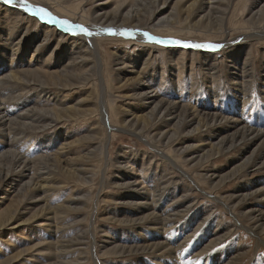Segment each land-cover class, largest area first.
I'll return each mask as SVG.
<instances>
[{
	"label": "rangeland",
	"instance_id": "1",
	"mask_svg": "<svg viewBox=\"0 0 264 264\" xmlns=\"http://www.w3.org/2000/svg\"><path fill=\"white\" fill-rule=\"evenodd\" d=\"M29 1L32 3L35 1L34 4L36 5L41 4L38 3L39 0ZM44 1L50 2L56 9L70 11L69 14L73 16L76 15V17L80 16V12L82 11L83 17L79 22L84 25L89 24L93 19L95 8H102L101 11L107 13L108 16L124 15L123 22L128 27L133 23H137L138 25L150 24V11L156 4L161 5V2L166 1L167 4L165 9L162 12H155L151 20L152 22H157L159 15L172 11L173 14L169 15L167 18L172 19L174 16V21L172 22L168 19L164 24L171 25V31L174 32V34H169L165 26L158 27L159 29L149 28V33L152 36L155 35L154 37L178 39L181 40L182 43L180 42L178 46H170L166 43L154 44L150 41L147 42L146 40L136 39L134 36L119 35L115 32H107L108 34L102 33L104 35L97 34L99 60L100 63L102 62V86L104 87L105 93L108 94L104 100H106V123L109 122L112 126L110 132L107 130L106 126L101 124V126L97 128V132L93 133L95 130L92 127L98 123L99 120L97 101L99 99L101 87V84L93 78V80L91 79V81H88L86 84H80L70 89H58L61 87L49 88V92H56L57 90L63 92V99L58 102H53V106H56L55 110L61 108V111H63L62 113L66 115H61V111L58 112L53 110L54 114L63 117L59 118L55 116L56 118L44 127L39 126L34 129L33 126H27L22 132L16 134V136H19L18 142L17 140H13V134H15L13 132H11L8 137L0 135V152L7 148L14 149L18 154H22L25 160L34 161L33 167L29 164L31 170L23 177V181L35 174L38 171L39 165L50 169L52 173V178L50 182H48L49 186L28 190L23 199L17 200L18 195L14 194V189L11 190V180L9 178L5 179L3 175L4 173H12L14 169V166L12 167V159L9 157L0 159V211L6 208L14 211L12 221L5 226L1 225L5 223V217L8 212H6L4 216H0V221L3 219V222L0 224V264H44L47 261L45 253L48 251V248L52 246H55V250L60 249L56 255L63 254L56 256L59 260L58 264H95L93 251L95 250V254L97 253V255H99L103 240L112 238H116V245L122 246L123 252H113L114 249H112L108 255L99 257L98 261H101L102 264H133V261L138 259L141 260L142 258L147 260L148 264H160L158 262L160 256L154 254L161 250L158 252L154 250L150 251L151 248L146 244L161 239L164 231L154 226L152 215L148 213L152 210L153 213L156 214L162 213V208L168 203H171V200L176 198V196H181V194L184 193L182 189L183 186L188 189L190 188L189 195L186 196L185 200H177L174 207H177L182 202L184 204L191 202V213H188L190 216L187 215L178 218V224H175V227L178 225L176 228L172 226L170 229L171 223H168L169 229L168 231L166 230V232L172 237L175 244L180 241L185 234L191 232L185 245L182 244L177 247L172 257L169 258L171 261L170 264H192L193 262V264H199L200 262V264H204V259L206 258L205 254L210 255L209 260L207 258L205 264H217L215 261L216 259L218 260L219 256L221 259L223 258L221 260L223 263L227 260L224 258H228L231 251V253L234 252L238 243H240V246L245 247V252L248 255V258L245 259V264H264V243H257L256 236L243 226L246 221L245 218L241 216V212L244 209L242 204L237 203L235 209L232 210V212L236 214V217H234V214L222 203L214 201L206 193L203 194L191 181H196L199 187L207 193L225 194L231 192L234 188H236L238 192L244 191L243 193H245L255 186L250 184V179L260 173H256L249 177V173L244 171L235 178L219 185L217 188L218 190L211 189L201 176V172L205 169L204 165L206 168H213L216 172L230 170L233 164L238 163L243 158H238L237 151L231 149L220 154L218 157L209 158L207 161L203 162V168H199L191 162H185L183 169L191 176V180L183 176L174 167L169 168L167 178L163 177L162 179V175H160L163 173L162 170H160L162 168L161 164L163 165L166 160L163 158V161L160 157L161 155L157 154L147 143L149 141L148 139L141 138L139 135L125 131L120 125L124 109L128 111L132 109L136 110L134 108H136V105L139 103V99L133 97V93H137L135 90L137 88L131 81V78L135 75V73L131 72L133 69L143 72L145 76L144 81L146 83H153L154 86H157L156 89L159 95H157L156 98L157 100H162L159 105L168 103L170 107L173 103L176 105V112L183 110L181 108L194 105L195 110L202 113L201 116L211 111H218L221 113V116H226L231 114L228 113V108H239L241 106V100H238L240 103L237 101H233V103L232 95L241 93V87L232 91L231 95L229 83L223 76V73L218 75L216 79L210 78V69L202 63L205 58H203L202 54H208L210 61L215 60L220 67H224L225 64L229 63V59L233 60L232 55L227 51V46L220 48L204 47L193 49V47H184L183 45L186 43L192 44L193 42L203 44V41H212L209 38L219 39L224 37L239 40L241 38H238V36L251 32L257 27H264V9L258 17L254 19L250 17L253 9H255L252 4L259 3L260 5L264 3V0H219V5H222L221 8H224V22L221 25L218 20L214 19L212 22L213 24L210 25L214 26L215 30L213 32L205 28L204 24L207 20L195 25L192 24L193 18L188 17V20L184 21L180 11L178 13L177 10L180 9V7L189 2H194L195 0H107L106 2H103V0ZM143 1L144 5L142 4ZM145 1L147 3H145ZM259 5H256V7ZM4 8V5L0 3V26L8 25L6 30L13 27V32H17V35L7 40L3 32H0V56H4L3 59L6 64L10 61L12 70H20V68L35 69L39 67V61L43 62L45 54H48L50 50H54L55 52H53L59 55L60 58L51 57V61L46 62L47 66L43 67L49 70L59 69L61 65L66 62V59L71 56L68 54L67 57H65V54L61 55L60 52L66 49L67 46L72 48L73 41L77 43L80 42V40L76 39V37L78 38L77 35H72L66 31L61 32L60 28H63L60 27L58 29V23H49L47 19L40 21V19H38L39 17L33 13H20L18 16L19 20L13 25L9 20L12 19L14 14L10 13L11 15H4ZM51 10L58 14L55 10ZM27 16L30 19L28 22L26 21ZM133 18H136L137 21H134ZM4 20L8 22L4 24ZM208 20L211 21L212 19ZM44 25L49 26L51 29L48 35L44 33ZM0 29H2V27H0ZM34 33L37 34L38 37L33 41L26 42L27 46L24 45V42L19 44L15 41L20 35H22L23 39ZM42 39L47 40L45 43H42L44 51L41 53L40 59H38L37 56L32 57L31 53L35 49V44L42 41ZM82 39L83 38H81V40ZM83 42L88 43L87 41ZM149 45L154 47L156 45V48L150 49ZM13 46H15L14 50H12ZM17 46L22 47L17 48ZM244 46H246L245 52L249 51L247 58L250 59V66L253 67V73L257 77L251 82L252 97H247L249 98L248 101H245L242 105L245 108L247 106V111L254 110L262 113L264 110V99H258V94L255 90L258 89L259 84H261L264 79V76L261 75L262 72H264V70L262 71V63L264 62V35H256L253 40L247 42ZM170 48H176V50L170 54V52L168 53ZM40 51L41 50L34 53ZM23 52H25L23 60L18 61L17 58L19 54ZM177 56L180 58H177ZM240 59L241 61L244 59L242 55H240ZM121 65H123V67H121ZM125 69L128 71H125L126 74H122ZM5 72V69L0 70V76ZM43 76L44 80L48 82L58 80V78H55L52 74H44ZM24 78L27 79L25 74ZM61 83L64 82L61 81ZM27 84H30V82ZM27 84L19 83L17 85H19L18 87H25ZM29 86V88H26L18 95H15L18 93V91L15 90H1L0 97L2 98H0V100H2V102L4 101L5 110L11 118H17L16 120L20 122L26 120L25 122L32 123V121H34L37 125H39V123L43 125V123H45L44 120L37 118L33 119L32 115H30V117L27 116L28 118H20L16 114L33 104L30 98H33V96L35 97V91L38 90H36L37 88L35 86L32 87V84ZM57 86L60 85L58 84ZM151 87L153 86L151 85ZM217 88H219L218 92L221 93L220 97L214 95L210 91L211 89ZM196 90L200 93L198 97L192 95ZM6 96L10 97L8 98ZM4 97H6V100ZM80 98L83 99L78 102ZM27 99L28 103H26ZM41 99L42 101L35 102L34 107L39 106L37 109L43 110L52 106V102H50L49 99H45L43 96ZM10 103L11 105L7 106ZM66 105H70V109L63 110ZM9 107L12 108L9 109L11 112L8 110ZM150 109L151 106H149L146 111ZM161 109L163 108H157V110L154 111L155 116L161 114ZM175 119L176 118L171 122H174ZM167 122L168 121H165L164 124ZM17 124L19 123L14 122L11 123V126L17 127ZM18 127L21 128V126ZM186 128L187 126L180 127L181 130L183 129L180 134H182ZM160 129H163V127L152 128L148 126L145 133L150 131L155 134V132H158ZM196 136V134L188 137L179 135L175 140L173 139L168 145L164 146L163 151L171 153L173 149L178 150L183 148V145H185L184 142L196 141ZM8 139H12V147H9L7 143ZM3 140H6V142L2 143ZM163 141H165V139H163ZM62 142L68 143L63 144V147L59 149ZM93 146H96L97 149H95L93 157L86 162L84 157L81 156L84 155L85 151L93 148ZM246 149H248V151L246 150L247 152H245L244 156L250 153L251 149H254V145L248 146ZM54 151L57 152L56 160L49 158ZM182 154L184 157H189L191 155L187 151L182 152ZM116 159H118L119 165L121 161L125 160L129 164V167L127 166L125 169L116 166ZM179 163L183 162H180L179 159ZM85 164H87L86 167L91 169L89 171L90 174L87 173V176H89L87 180L80 181L74 178L71 172L67 173L66 171L70 166L81 167ZM260 171L264 173V167ZM129 172H132V174ZM123 174L125 179H138L140 182L144 180V186L149 188L150 198L153 195L155 196V193L151 192H154V187L158 184L156 179L159 181V177H161L160 183H162L161 180L164 182L167 181L165 185L173 182L172 179L177 180V182L174 181V185L172 183L170 184L172 186L169 185L171 189L167 190L168 194L162 196L159 203L151 208V210L138 211L136 210V205L127 200L130 199L129 195L123 194L128 190H124L115 185V180L121 179L119 176ZM121 183H125V181ZM261 183L263 184L264 181L256 185ZM9 184L10 186H8ZM240 185L242 186L238 187ZM36 196H39V199H36ZM78 197H82V200L75 201ZM230 200H232V197H228V201ZM251 200L252 198H247L245 202ZM149 201L150 199H148V202ZM69 202H77V206L81 207V211L75 212L66 208L64 205H69ZM45 205H49L53 208L54 212H52V215L55 216L54 219L59 226L57 231L51 234L39 226L40 221L45 218L43 215L45 209H41ZM93 211L94 215L91 217V212ZM31 214H34V216H31ZM163 215H165V213H163ZM204 215L206 217L199 225V229H197L198 232L195 229L193 230V227ZM26 219L30 222L26 223ZM217 220H220L224 224L221 225L223 231H227V227H232L233 224L236 225L231 230V234H227L228 238L226 240L213 246L212 249H209L210 251L197 252L196 249L199 248L198 243H200L197 239H199L200 236L202 237L204 232L214 229ZM21 221L22 224H20V227L17 229L10 228L11 224ZM91 221L94 224V233L92 232L93 238L99 248H93L91 250L87 242L82 244H71L66 248H62V246H60V248L59 244H51V241L70 239L81 234ZM167 225L165 227H167ZM181 225L184 226V228L181 229ZM104 232L110 235H105ZM87 234L91 239V233L88 232ZM259 236L264 240V234ZM133 237L135 239H133ZM176 238H178V240ZM35 244H37V248H35ZM68 247L72 249H67ZM17 250H22V252L19 256H14ZM172 250L173 249H170L165 252L166 258V253H171ZM213 250H215L214 253ZM195 251L196 254L194 253ZM193 253L196 257H194L195 255ZM197 255L199 257H197ZM79 258L81 260L83 259L84 262L78 263V261H81ZM174 260L177 261V263Z\"/></svg>",
	"mask_w": 264,
	"mask_h": 264
},
{
	"label": "bare ground",
	"instance_id": "2",
	"mask_svg": "<svg viewBox=\"0 0 264 264\" xmlns=\"http://www.w3.org/2000/svg\"><path fill=\"white\" fill-rule=\"evenodd\" d=\"M106 1L107 0H103V2H106ZM218 1L219 0H195L194 2H189L188 4L180 7V9H178L177 11L178 13L180 11L181 16L184 21H187L188 17L193 18L192 24H195V25L199 23H203L205 20H207V22L204 24L205 28L210 29L209 31L213 32L215 30L214 26H210V25L213 24L212 22L214 19L218 20L221 23V25L224 22V19H223L224 18V13H223L224 8H221L222 5L220 6ZM256 1H259V0H256ZM19 2L20 0H14L12 5H5L2 2V0H0V3H2L5 7L3 10L4 15L14 14L12 19L9 20L10 22H12L13 25L19 20L18 16L20 15V13L22 12H24L25 14L33 13V12H25L23 9L17 7V3ZM25 2L33 6V8L46 9L49 13H51L52 17H54V21L52 22L56 23V21L66 20L72 25L83 26L84 29H87V32L89 34L87 35L82 34L79 28L71 29L72 33H80V34H77L78 38L76 37V39L80 40V42L77 43L76 41H73L74 43L72 44L73 46L72 48H70V46H67L66 49L60 52L61 55L65 54V57H67L68 54H70L71 56H69L66 59V62L63 63L59 69L49 70L47 68H44L45 66H47L46 62L51 61V57H54L57 59L60 58L59 55L54 53L55 52L54 50H53L54 52L50 50L48 54L46 53L47 55L45 54L44 61L43 62L39 61L40 66L35 69L20 68V70H12L10 61L9 63L6 64L5 60L3 59L4 56L3 55L0 56V67H2L0 68V70H4V69L6 70V72L0 76V91L7 90V89L11 91L15 90V91H18V93L15 95H18L19 93L24 91L26 88H29L30 84H32V87L35 86L37 88L36 90H38V91H35V97L33 96V98H30L31 102L33 103L32 106L25 108L24 110L22 109V111L16 113L17 116L22 118V117H27V116L30 117V115H32L33 119L37 118V119L45 121L43 125H41L42 123L41 124L39 123V125H37L36 122L34 121H32L33 124L25 122L26 120H24V122L17 121L16 120L17 118L15 119V118H11L10 116H8L9 114H7V111L5 110V107L3 104L4 101L2 102V100H0V135L8 137L10 133L13 132L15 133L13 134L14 135L13 140H17L18 142L19 136H16V134L19 132H22V130H24V128H26L27 126L29 127L33 126L34 129L35 127H39V126L44 127L45 125H48L50 122H52V120L56 118L55 116L59 118L63 117V116L55 115L53 112V110L58 111V112L62 110L61 108L55 110L56 106H53V102L61 101L63 99V94H62L63 92H60L58 90L56 92H49L50 91L49 88L61 87L58 89H61V90L70 89L71 87L79 86L80 84H86L88 83V81H91V79L93 80V78H95L94 80H97L101 84L99 99L97 101L99 120H98V123H96L92 127L95 130L93 133L97 132V128L100 127L101 124L106 126L107 130L110 132L112 126L109 122L106 123V100H104V98L108 94L105 93L104 87L102 86V74H101L102 73V65H101L102 62L100 63V60H99V54H98L99 47H98L97 34L115 32L116 34H119V35L122 34L124 36H128V35L134 36L136 37V39L146 40L147 42L149 40L147 36H145L144 34L147 33L149 36H152L149 33V28L156 29L158 27L165 26L167 27L169 34H174V32L171 31L172 29L171 25L164 24V22H167L168 19L172 22L174 21L173 20L174 16L172 19L167 18L169 15L173 14L172 11H170L169 13H162L161 15H159V17L157 18V22H152L151 20L155 12L156 13L162 12L165 9L167 2L163 1L161 2V5L156 4L153 7V9L150 11V15H151L150 16L151 18H149L150 24L138 25L137 23H133L129 27L123 22L124 15L108 16L107 13H104L101 11L102 8H95L93 19L91 20L89 24L84 25L79 22L83 17L82 11L80 12L81 13L80 16L76 17V15L73 16L69 14L70 11H65L64 9L54 8V6H52L50 2L48 1L39 0L38 3H41V4H38V5L34 4L35 1L32 3L29 0H25ZM145 3L147 2L145 1ZM142 4L144 5V1L142 2ZM252 5H253V8L255 9L252 8L253 11L250 17L251 19H254L262 13L264 9V3L260 5L259 3L258 4L255 3ZM256 5H259V6L256 7ZM50 8L55 10L58 14L54 13ZM26 19H27L26 20L27 22L30 20L28 16L26 17ZM45 19L48 20L47 17H45ZM208 19H212V20L210 21ZM133 20L137 21L136 18H133ZM7 22H8L7 20H4V24H6ZM44 26H45L44 33L45 35H48L51 29L47 25H44ZM0 27H2V29H0V32H3V35L5 36V39L7 40L12 38L14 35L15 36L17 35V32H13L14 31L13 27L9 30H6L8 25L0 26ZM60 27H62L63 29H61ZM59 28L61 32L65 31V26H61L60 24H58V29ZM256 35L263 36L264 27H257L253 29L251 32H247L246 34H242L238 36V38H241L239 40L221 37L219 39L209 38L212 41L202 42L203 43L202 45L210 44V45H223V47L227 46V51L233 57V60L229 59L228 64H225L224 67H220L217 61L209 60L208 54H202L203 58L205 57L202 63H204L205 66L208 69H210L209 70L210 78L216 79L218 75L223 73V76L229 83V89L231 91V95H232V91H234L235 89H239L241 87V90H240L241 93H238V94L235 93L232 95L233 96L232 102L233 101L238 102V100H241V106L236 109L228 108V111H229L228 113H231L230 115L221 116L220 112L211 111L210 113H207L206 115L201 116L202 113H199L198 111H196L194 105H189L185 108H181L183 110H181L180 112H176V109H175L176 105L173 103L171 104L170 107L168 103H166L165 105L164 104L159 105L161 104L162 100L160 99L157 100L156 98L157 95H159L156 89L157 86H154L153 83H150V84L146 83L144 81L145 76L143 72L141 70L138 71V70L133 69L131 70V72L135 73V75L131 78V81L133 82V85H135V87L137 88L135 89L137 93H133L134 94L133 97L138 98L139 103L136 105V108H134L136 110L132 109L128 111L124 109L123 117L120 121V125H121V128H123L125 131H129L131 133L139 135L141 138L148 139L149 141L147 143L155 150L157 154L161 155L160 157L162 159L164 158L166 160L165 162L163 159L164 161L163 165L160 163L162 166L160 170H162L163 172L162 174H160L162 175L161 176L162 179L163 177L167 178L168 169L174 167L183 176L191 180L192 179L191 176L183 169L185 162H188V163L191 162L197 167L203 168V162L207 161L209 158L218 157L220 154L224 153L227 150L235 149L237 151L238 158L243 157L238 163L233 164L230 170H226L224 172H216L215 170H213V168H206V166L204 165L205 169L204 171L201 172L202 179L208 183L211 189L218 190L217 188L219 187V185L224 184L226 181L232 178H235L241 172H244V171L248 172L249 177H251L252 175L256 173H260L257 176H253L250 179V184L255 185L253 189H251L250 191H246L245 193H243L244 191L238 192L236 188H234L231 192H228L225 194H215V193H209V192L207 193L199 187V184L196 181L195 182L194 180H191V181L193 182V185L198 190H200L203 194L204 193L208 194V196L211 197L214 201H217L218 203H222L227 209L230 210L231 213H233L232 210L235 209V206L237 205V203H241L242 206L244 207L243 211L241 212V216L244 217L246 221V223L243 224V226H245L252 234L256 236L257 243L258 242L264 243V240L261 239L259 236L261 234H264V183L256 185L257 183L264 181V173L260 171L264 167V110L262 113L254 111V110L247 111L248 110L247 106L245 108L242 105V103L244 104L245 101H248L249 98L247 97H250V96L252 97L251 82L254 78L257 77L253 73V67L250 66V59L247 58V54H249V51L245 52L246 46L244 45H246L247 42L253 40ZM37 37L38 36L35 33L30 34L23 39H22V35H20L19 38L16 39L15 41L18 42L19 44L21 42H24V45H26V42L33 41ZM81 38L83 39L81 40ZM156 38L159 39L160 43H166L170 46H178L180 42L182 43V41L178 39H175V40L172 38L164 39L163 37H162L163 39L159 37H156ZM46 40L47 39H44V40L42 39V41L37 42L35 44V49L31 53L32 57L37 56L38 59H40L41 53L44 51V47L42 46V43H45ZM83 41H87L88 43L86 42L84 43ZM152 43L155 44V42H152ZM198 43L193 42L192 44H198ZM22 46H17V48H21ZM149 46H150V49L156 48V45L155 47L152 45H149ZM14 48L15 46L12 47V50H14ZM39 50L41 51L34 53ZM175 50L176 48H170V50H168V53L170 52V54H172V52ZM24 55H25V52H23L22 54L20 53L17 60L22 61ZM240 55H242L244 58L242 61L240 59ZM178 57L179 56H177V58ZM121 67H123V65H121ZM263 70H264V62L262 63V71ZM125 71H128V70L125 69L122 74H126ZM263 73L264 72H262L261 75L264 76ZM24 74L27 79L24 78ZM44 74H52L53 76H55V78H58V80L48 82L47 80H44V76H43ZM61 81L64 83H61ZM28 82H30V84H27ZM19 83H26L27 85H25V87H18L19 85L17 84ZM58 84L60 86H57ZM151 85L153 87H151ZM210 91L214 95L220 97L221 93L218 92L219 88L211 89ZM255 92L258 94V97H257L258 99L260 98L264 99V79L262 80L261 84H259V87L257 90H255ZM192 95L198 97L200 93L198 92V90H196ZM42 96L45 99H49L50 102H52V106H50L49 108L43 109V110L37 109L39 106L34 107L35 102L37 103L38 101H42L41 99ZM6 97H4L5 100H6ZM82 99L83 98H80L78 102L82 101ZM43 101H47V100H43ZM26 103H28V99ZM9 105H11V103L8 104L7 106ZM149 106H151V109L149 111H146V109L149 108ZM11 107H9L8 110L14 108V107L12 108ZM157 108L158 109L163 108L161 109L160 111L161 114L159 116H155L154 111L157 110ZM64 109L65 110L70 109V105H66L63 108V110ZM9 111L11 112V110ZM62 112L63 111L60 112L61 115H66V114H63ZM174 118H176L174 122H171ZM165 121H168V122L164 124ZM14 122L19 123L17 124V127L11 126V123H14ZM18 126H21V128H19ZM148 126L152 128L163 127V129H160L158 132H155V134L151 133L150 131L145 133V130H147ZM182 126H187V128L182 134H180V132L183 131V129L182 130L180 129V127ZM193 134L197 135L196 141L184 142L185 145H183V148H180L178 150L173 149L172 152L170 151L171 153L163 151L164 146L168 145L169 142L172 141L173 139L175 140L179 135L182 137H186V136L188 137ZM163 139H165V141H163ZM5 142L6 140L2 141V143H5ZM7 143L9 147H12V139H8ZM67 143L68 142H64V143L62 142V144L59 146V149L63 147V144H67ZM252 145H254V149H251V152L246 154V156H244L245 152L248 151L246 147L252 146ZM95 149H97L96 146H93V148L85 151L84 155L81 157H84V160L87 162L90 158L93 157ZM186 151L189 154H191L189 157H184V155L182 154V152H186ZM178 155H179V158H178ZM56 156H57V152L54 151L53 154L49 156V158L52 160H56L57 158ZM7 157L12 159V167L14 166V169L12 170V173L10 174L4 173L3 175L5 179L9 178L11 180L10 181L12 183L11 190L13 189L15 190L14 194L18 195L17 200L23 199L25 197V193L28 190L49 186L48 182H50L52 178L51 176L52 173L50 169L46 168L45 166L39 165L38 171L32 176H30L29 179L23 181L22 180L23 177H25L28 174V171L31 170L30 165L32 167L34 166V161L25 160L22 154H18V152H16L14 149H8V148L0 152V159L7 158ZM179 159H180V162H183V163H179ZM124 161L125 160L121 161L119 165V161L118 159H116V166L126 169V167L129 164L126 161L125 163ZM86 165L87 164L81 167L70 166L68 167L70 171L68 169H66V171L67 173L71 172L73 174V177L77 178L80 181L87 180L89 177L87 176V173L90 174L89 171L91 169L89 167H86ZM129 173L132 174V172H129ZM119 177L121 179L115 180L116 181L115 185L119 186L120 188H123L124 190H128V191H125L123 194L129 195L130 199H127V200H129L131 203H134V205H136V208H137L136 210L138 211L151 210V208H153L156 204L159 203V200L160 198H162V196H166L168 194L167 190H170L171 189L170 186H172L170 184L172 183L174 185V181L177 182V180L172 179L173 182L169 183L168 185H165L167 181L164 182L161 180L162 183H160L161 177H159V181L158 179H156L158 184L157 186L154 187L155 188L154 192H151V193H155V196L153 195L150 198L149 188L144 186V180L140 182L138 179H132V180L125 179L124 174L120 175ZM127 178H130V177H127ZM122 181H125V183H121ZM8 186H10V184ZM241 186L242 185L238 187H241ZM184 188L185 187L183 186L182 189L184 193H182L181 196H176V198L171 200L172 201L171 203H168L164 208H162L163 209L162 213L156 214V213H153V210L148 213L152 215V221L155 224L154 226L164 231L161 236V239L155 240L153 242H148L146 244L147 246H149V248H151L150 251L154 250L155 252H158L159 250H161L158 253L154 254V255L160 256V259L158 260L160 264H170L171 261L169 258L172 257V254L174 253V251H176L175 249L182 244L185 245V243L189 239V235L191 231L185 234L183 238L175 244L174 241L172 240V237H170L168 232H166V230L168 231L169 229L167 225L168 223H171L170 224L171 225L170 229H171L172 226L175 227V224H178L177 223L178 218L187 216L189 215L188 213H191V209H190L192 205L191 202L186 203V204L182 202L177 207H174L175 202L177 200L179 199L185 200L186 196L189 195L190 188L189 189L188 188L184 189ZM228 197H232V200L228 201ZM247 198H252V200L245 202ZM36 199H39V196H36ZM148 199H150L149 202H148ZM77 200H82V197H78L75 199V201ZM68 204L69 205H64V206H66V208L70 209L71 211H75V212L81 211L80 209L81 207L77 206L78 205L77 202H69ZM41 209H45L43 213L45 218L44 220L40 221L39 226L41 228H44V230L48 231L50 234L56 232L59 226L57 225L58 223H56L54 219L55 216L52 215V212H54L53 208L49 205H45ZM6 212H8V214L5 217V223L1 226H5L9 222H11L13 219L14 211H12L9 208L1 209L0 216L1 215L4 216ZM163 213H165V215H163ZM93 215H94V211L91 212V217ZM205 215L201 219H199V221L193 227V230L199 229V225L202 223V220L205 219L206 217ZM235 215L236 214H234V217H236ZM31 216H34V214H31ZM2 222H3V219L0 221V224ZM25 222L27 223L30 221L26 219ZM20 224H22V221L11 224L10 228L17 229L18 227H20ZM166 225L167 227H165ZM221 225H224V224L220 220H217L216 226L214 229L208 232H204L202 234V237L200 236L199 239H197L198 242H200L198 243L199 248L196 249L197 252L210 251L209 249H212L213 246H215L216 244H219L223 240H226L228 238L227 234L228 233L229 235L231 234V230L236 224H233L232 227H227V231H223V228L221 227ZM184 226L181 225V229L184 228ZM176 227H178V225ZM173 230L175 231L174 228ZM88 232L91 233V239H90V236L88 237V234H87ZM92 232L94 233V224L91 221L89 225H87V227L84 228L81 234L79 235L75 234L76 236L70 239H58L57 241L56 240L51 241V244L52 245L59 244V247L62 246V248L63 247L66 248L67 246H70L71 244H82V243L87 242V244L91 247L90 248L91 250L93 248L97 249L99 248V246L97 245L95 239L93 238L94 236ZM104 234L110 235L109 233H105V232ZM195 236H196V233H195ZM133 239L135 238L133 237ZM176 239L178 240V238ZM115 240L116 238L103 240V243L100 246L99 255H97V253L95 254V250L93 251V257H94L95 264H102L101 261H98L99 257L108 255L112 249H114L113 252H116V251H119L120 253L123 252V247L116 245ZM37 247H38L37 244H35V248ZM54 248L55 246L48 248V251L45 253L47 261L44 264H58L59 260L56 258V256H60L63 254L56 255V253L59 252L60 249L55 250ZM67 249H72V248L68 247ZM170 249H173V250L171 253H166V256H167L166 258L165 252L169 251ZM220 249L225 250L223 248H220ZM196 251L194 252L195 254H196ZM21 252L22 250H17L14 253V256H19ZM214 252L215 250H213V253ZM231 252L228 256L229 259L224 258L227 260L222 263L221 260L223 258L221 259V257L219 256L218 260L216 259L215 263L217 264H245V259L248 258V255L245 252V247L240 246V243H238L234 252L233 253ZM194 257H196V255ZM197 257L199 256L197 255ZM205 257L206 258L204 259L205 260L204 264L206 263L207 258L209 260L210 255L205 254ZM79 260L81 259L79 258ZM80 262L82 263L84 262V260L82 259L81 261H78V263ZM175 262L177 263V261ZM132 263L133 264H148V261L142 258L141 260L138 259L136 261H133ZM254 264H260V263H254Z\"/></svg>",
	"mask_w": 264,
	"mask_h": 264
},
{
	"label": "snow or ice",
	"instance_id": "3",
	"mask_svg": "<svg viewBox=\"0 0 264 264\" xmlns=\"http://www.w3.org/2000/svg\"><path fill=\"white\" fill-rule=\"evenodd\" d=\"M2 2L5 5H12L14 0H2ZM17 7L23 9L25 12H33L35 15L39 17L41 21L45 19V17L48 18L49 22L54 21V17H52L51 13H49L46 9L44 8H33V6L27 4L25 0H20L19 3H17ZM56 23L60 24L61 26H65V31L69 32L70 34L77 35L80 33H71L72 28H79L81 30V33L84 35L89 34L87 32V29H84L83 26L81 25H72L66 20H60L56 21ZM111 31V30H109ZM147 36L149 41L155 42V43H160L159 39L156 37L149 36L147 33L144 34ZM179 43V42H177ZM184 47H193V48H204V47H213V48H220L223 47V45H202V44H184Z\"/></svg>",
	"mask_w": 264,
	"mask_h": 264
}]
</instances>
